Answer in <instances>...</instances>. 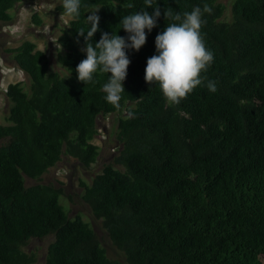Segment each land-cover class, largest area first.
Wrapping results in <instances>:
<instances>
[{"label": "trees", "instance_id": "1", "mask_svg": "<svg viewBox=\"0 0 264 264\" xmlns=\"http://www.w3.org/2000/svg\"><path fill=\"white\" fill-rule=\"evenodd\" d=\"M35 1L0 0V23L13 20L18 4ZM153 6L161 16L140 50H128L119 108L101 91L107 73L94 74L95 83L77 79L86 56L77 32L89 29L86 16L98 9L93 44L102 32L126 36L120 19L146 8L144 0H82L79 19L57 38V70L32 41L7 50L30 86H7L11 106L0 124V264H37L25 247L49 236L45 264H123L107 256L81 215L68 216L63 188L27 187L26 177L40 181L65 157L89 169L100 154L98 119L129 111L118 122L114 162L91 184L81 182L83 201L126 263L264 264V0H234L229 19L218 0ZM193 6L212 9L201 33L214 60L203 83L174 104L158 82L145 81L144 69L156 35L174 22L165 10L182 15ZM56 10L65 14L63 3Z\"/></svg>", "mask_w": 264, "mask_h": 264}, {"label": "clouds", "instance_id": "2", "mask_svg": "<svg viewBox=\"0 0 264 264\" xmlns=\"http://www.w3.org/2000/svg\"><path fill=\"white\" fill-rule=\"evenodd\" d=\"M144 4L146 8L121 17L120 29L124 30L126 36L102 32L98 42L93 44L91 38L98 30V9H91L86 16L89 29L77 32L78 37L83 36L82 51L86 54L76 65L77 79L84 84L95 83L94 74L107 73V81L101 91L105 94L104 99L117 108L120 107L123 82L131 62L128 50H140L146 43L147 33L152 31L161 16L159 7L153 6V0H144ZM81 7L82 0H63L64 12L72 19H79ZM127 7L132 8L133 5L129 3ZM149 7L153 9L151 14L145 10ZM211 11L208 6L203 9L193 6L190 12L182 15L179 12L174 15L166 10L164 12V16L174 22L156 35L155 54L146 60L144 79L150 83L158 82L163 96L171 103L178 104L196 86L201 85L204 80L201 73L214 60L213 52L206 47L201 33L205 23L204 13ZM206 86L211 92L217 90L214 81L209 80ZM4 93L6 95V89ZM127 116L131 118L133 113L129 111Z\"/></svg>", "mask_w": 264, "mask_h": 264}, {"label": "rangeland", "instance_id": "3", "mask_svg": "<svg viewBox=\"0 0 264 264\" xmlns=\"http://www.w3.org/2000/svg\"><path fill=\"white\" fill-rule=\"evenodd\" d=\"M218 1L228 8L226 19H229V9L234 0ZM62 3L63 0L22 2L11 11L13 20L10 23H0V124L5 123V117L11 106L4 93L7 86L16 82L22 83L26 90L30 86L29 77L16 67L7 50L18 47L24 41H32L38 49L47 52L50 65L57 70L59 67L56 58L61 50L57 44V38L63 30L68 28L71 21L70 17L56 10ZM34 16L40 19L39 25L35 23ZM126 115L127 113L112 114L98 119V134L93 143L100 148V154L96 163L89 169L84 168L79 162L65 157L50 169L40 181L26 177L27 187L40 183L63 188L64 195L61 200L68 216L74 218L76 215H81L95 231L101 246L106 250L107 256L123 264H127L123 254L112 245L103 228L102 221L94 217L89 206L83 201L84 188L81 186V182L91 184L106 165L114 162L120 150L116 135L118 122L121 117ZM54 239L53 236L44 239H32L25 247V251L36 255L37 264H45L49 246L54 242Z\"/></svg>", "mask_w": 264, "mask_h": 264}]
</instances>
